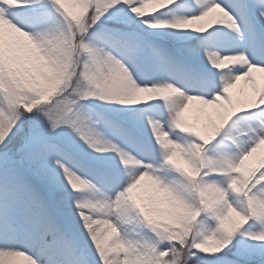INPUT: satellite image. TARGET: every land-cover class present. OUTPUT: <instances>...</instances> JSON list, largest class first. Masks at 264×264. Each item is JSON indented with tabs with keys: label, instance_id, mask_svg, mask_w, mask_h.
Masks as SVG:
<instances>
[{
	"label": "rangeland",
	"instance_id": "obj_1",
	"mask_svg": "<svg viewBox=\"0 0 264 264\" xmlns=\"http://www.w3.org/2000/svg\"><path fill=\"white\" fill-rule=\"evenodd\" d=\"M177 2L178 31L166 32L175 42L164 43L149 0H0V144L23 134L17 149H0V199L57 228L43 246L63 250L64 230L77 264L105 263L77 252L56 210L61 192L74 194L62 208L112 254L110 264H264V225L229 187L239 178L264 198V2ZM188 106L215 116L214 125L190 117ZM47 161L51 185L37 164ZM94 191L123 194L135 223L115 215L114 233L93 232L105 204L88 202ZM255 204L263 214L264 202ZM201 220L210 231L198 229Z\"/></svg>",
	"mask_w": 264,
	"mask_h": 264
},
{
	"label": "bare ground",
	"instance_id": "obj_2",
	"mask_svg": "<svg viewBox=\"0 0 264 264\" xmlns=\"http://www.w3.org/2000/svg\"><path fill=\"white\" fill-rule=\"evenodd\" d=\"M214 99H216V97H214ZM221 106L222 103L219 104V108H221ZM188 110L190 117L205 124L208 128L214 125L213 122L216 120L215 116L203 114L198 108L195 109L191 106H188ZM222 111L225 110L222 109ZM91 174V176L95 178L93 173ZM69 182L72 185L76 184L75 178L73 177H71ZM93 195L92 198L88 199L91 205H96L93 202L94 198H102L105 202L103 210L99 213L100 219L94 220L90 225V229L93 232L112 234L113 230H116L112 220L113 218L118 219L117 217H113L115 215L130 216L131 221H129V223H135L136 220L131 216L133 213L132 208L123 194H115L114 191H109L108 194L101 196L98 191H94ZM16 202L18 201L13 199H11L10 202H5L3 199H0V246L4 247L0 252V264H53V262L45 256L43 253L44 251H37L34 245L37 240H40L42 243L41 248L45 249L46 246H43V243L50 241L53 237L56 238V236L52 235L56 233L55 231H58L57 228L52 229V227L45 225L47 218L41 213L23 210L19 206L20 203L18 204ZM110 202L118 207L115 213L108 208V203ZM62 231H60L61 233L59 232V241L56 245L62 247L63 251L61 257H59L57 261L59 264H77L78 258L77 255L74 254L76 251L75 247L67 243L68 235H65ZM125 232L126 226H122L118 235L124 234ZM47 248L45 249L46 252H49L50 249L52 250V247ZM78 251L77 249V252ZM26 254L29 256H26Z\"/></svg>",
	"mask_w": 264,
	"mask_h": 264
},
{
	"label": "trees",
	"instance_id": "obj_3",
	"mask_svg": "<svg viewBox=\"0 0 264 264\" xmlns=\"http://www.w3.org/2000/svg\"><path fill=\"white\" fill-rule=\"evenodd\" d=\"M153 2V1H152ZM173 5L170 6L169 9L167 10H160L159 9H154L155 11H158L160 14H168L172 9H173ZM165 15H163V21L165 20ZM117 20V19H116ZM103 21H106V20H103ZM118 21V20H117ZM112 26H119V24L115 23V24H111ZM171 26L172 24L170 22H167V24H162L161 27H159L157 29L156 34H157V37H160V38H164V39H167L166 37V32L171 30ZM96 32H94V30L91 29V31H89L90 33V37L89 38H95L96 40H94V42L98 41L97 38L98 36H96ZM64 36H65V33H64ZM87 41V40H86ZM64 43H67V39L65 38L63 40ZM56 43H54L52 46H51V51L52 53L54 54L55 58L61 62V63H64V58H63V49L60 48H57L56 47ZM91 48V45H87L86 47L83 48V55H82V58L84 56V58L86 57V54L87 52L89 51L87 48ZM106 62L110 63V61L106 60ZM100 63L102 65H105L103 62H101L100 60ZM102 115H105L103 111H100ZM109 121V120H108ZM2 127V119L0 117V129ZM22 137H23V134L22 133H18L9 143H7V145H10V146H14L15 149H17L21 144H22ZM7 145H2L0 144V149H5V147ZM12 146V147H13ZM43 154V153H42ZM38 164V169H41V170H44L46 171V184L47 185H51V179H52V171L50 169V165H49V162L47 161L46 165H43V162L41 163H37ZM45 167V168H44ZM27 185H29L31 188L35 189L36 191H38L37 187L35 186V184H32L30 181H27L25 182ZM243 183H240L239 185V190H243ZM243 193V192H241ZM70 194H67V193H59L57 194V196L55 197V202H56V205H57V209L60 213L63 214V222L64 224L69 228V232L71 233V235L77 239V241L79 242V244L81 245V247L84 249L85 253L89 256H94L97 258V255H101L100 259H98V262H104L105 264H109V262L111 261L112 259V256L107 254V251L105 250L104 247L102 246H99L95 243H93L91 240H89L85 235L81 234V229H80V223L78 221V219L76 220L75 219V215L74 213L71 211V210H68L67 208H61V205H64V204H69L71 203V200H69L68 198H66L67 196H69ZM251 199V198H250ZM257 220H260L262 221V224H264V217L262 216H259L256 218ZM210 224H208L207 221H199L198 223V229L200 230H203V231H210ZM166 254L170 257L172 255V248H166ZM186 263V262H185ZM187 264H193V261H189Z\"/></svg>",
	"mask_w": 264,
	"mask_h": 264
}]
</instances>
